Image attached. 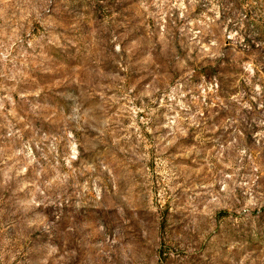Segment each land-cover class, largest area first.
<instances>
[{
    "label": "rangeland",
    "instance_id": "374dc122",
    "mask_svg": "<svg viewBox=\"0 0 264 264\" xmlns=\"http://www.w3.org/2000/svg\"><path fill=\"white\" fill-rule=\"evenodd\" d=\"M0 264H264V0H0Z\"/></svg>",
    "mask_w": 264,
    "mask_h": 264
}]
</instances>
